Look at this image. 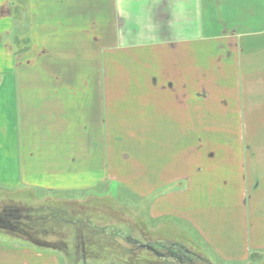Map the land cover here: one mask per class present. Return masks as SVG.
<instances>
[{
  "label": "crops",
  "instance_id": "1",
  "mask_svg": "<svg viewBox=\"0 0 264 264\" xmlns=\"http://www.w3.org/2000/svg\"><path fill=\"white\" fill-rule=\"evenodd\" d=\"M0 34L22 47L0 66V264L74 263L107 235L79 209L107 194L111 135L148 137L154 253L176 229L264 264V0H0ZM237 121H258L241 159L213 142Z\"/></svg>",
  "mask_w": 264,
  "mask_h": 264
},
{
  "label": "rangeland",
  "instance_id": "2",
  "mask_svg": "<svg viewBox=\"0 0 264 264\" xmlns=\"http://www.w3.org/2000/svg\"><path fill=\"white\" fill-rule=\"evenodd\" d=\"M8 41L11 42L12 40L8 39ZM5 47L4 34H0V66H4L3 69L6 63L4 54L9 50L16 54L22 50L17 41L16 44H8L6 49ZM4 76V71L0 70V79H3ZM225 123L231 124L232 121H225ZM237 123L236 136L220 135L214 137L213 142L218 143L221 149H223V144H237L236 155L237 158L241 159L243 158V143H255L254 141L258 139V126L255 127L258 125V121H252V132L247 131L246 139L242 134L244 128L242 121L241 124L239 121ZM147 142V136H108L109 182L103 185L106 187L107 194L106 196L100 194L103 192L97 191V189H91L85 194V198H91V207L87 204L79 209L81 217L83 218V215L90 213L92 214L90 215L92 216L91 219H96L101 228H107L108 244L107 246L104 245L105 252L112 250L114 252L112 258L118 259L121 254H117V251L122 252L124 256L118 260L122 264H139L140 261L142 264L143 262L147 264V261L152 264H223L213 261L214 259H211L209 252L196 242L176 243L181 241L176 229L172 231L171 236L166 237L172 242L176 241L173 245L171 242L169 243L171 245L157 248L156 253L153 252V249L147 250L150 238L153 237L147 231L149 201L147 196L142 195L147 192ZM161 156L164 157V154ZM111 181H115V183ZM177 186L178 184L171 185L160 192L173 190ZM100 195H103L101 197L105 200L100 203L92 200L93 197L99 198ZM155 196L156 194L153 197ZM7 199L8 196L0 194V204H3L0 207L12 203ZM85 217L89 216L86 215ZM162 234L161 238H163ZM156 255L166 260L158 262L155 260L157 259ZM256 257L257 259L249 264H259V255L256 254ZM69 262H71V258L65 257V264H72Z\"/></svg>",
  "mask_w": 264,
  "mask_h": 264
},
{
  "label": "trees",
  "instance_id": "3",
  "mask_svg": "<svg viewBox=\"0 0 264 264\" xmlns=\"http://www.w3.org/2000/svg\"><path fill=\"white\" fill-rule=\"evenodd\" d=\"M85 233L91 234L89 237V241L87 240L88 236H86V239H84L83 237L81 238L83 241H80L79 243L83 246L78 249H73L75 251L76 250L80 251L81 254L80 256H77L76 262L72 264H122L121 261H118L121 259V257L124 256L122 252L117 251V254H121L120 256L117 255L119 259L112 258V256H114L112 255V253H114L112 250L111 251L108 250L107 252H105L104 245L107 246L108 244L107 241L108 234L107 235L99 234L94 229L91 233H87V232ZM113 239L115 240V238ZM123 244L126 245V243ZM147 250H150V248L148 247ZM156 257L157 259L155 260L161 262L159 255H156ZM255 259H257L256 254L251 256L252 261H255ZM139 264H142V261H140ZM143 264H145V262H143ZM147 264H152V263L147 261Z\"/></svg>",
  "mask_w": 264,
  "mask_h": 264
}]
</instances>
